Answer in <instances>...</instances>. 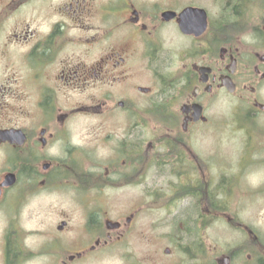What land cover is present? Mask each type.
Listing matches in <instances>:
<instances>
[{
	"label": "flooded vegetation",
	"instance_id": "af4514ba",
	"mask_svg": "<svg viewBox=\"0 0 264 264\" xmlns=\"http://www.w3.org/2000/svg\"><path fill=\"white\" fill-rule=\"evenodd\" d=\"M204 2L0 0V264H74L121 242L136 219L134 187L153 167L169 166L180 184L212 181L192 141L214 125L215 91L246 105L233 131L245 150L264 151V0ZM188 7L204 11L199 35L180 30ZM213 154L206 170L221 165L218 181L237 180L244 155L228 177ZM175 185L144 195L164 207L192 198ZM260 191L245 195L264 200ZM217 193L208 220L226 224L208 264H264V223L231 213Z\"/></svg>",
	"mask_w": 264,
	"mask_h": 264
},
{
	"label": "rangeland",
	"instance_id": "374dc122",
	"mask_svg": "<svg viewBox=\"0 0 264 264\" xmlns=\"http://www.w3.org/2000/svg\"><path fill=\"white\" fill-rule=\"evenodd\" d=\"M204 1L207 0H199L202 4L205 3ZM189 40L185 36L179 37L183 46L188 45ZM187 59L186 56H183V65L188 62ZM221 94L218 91L213 94V103L210 109V113L212 112L214 117L212 129L200 131L195 139L193 136L192 141L193 151L195 144L196 151L200 156L199 168L207 175L215 176L212 181L194 177V192L199 193L201 198L194 194V206H192L193 198L189 196L176 200L169 207L162 206L166 201L158 200L155 195H163L170 191L169 186L171 184L174 186L178 182L179 175L166 177L168 174L164 171L165 169L169 170V166L149 169L145 182L134 187L133 190L136 205V219L133 228L129 229L121 242L103 248L86 261L74 264H208L209 252L213 251V247H217V243L223 242L219 235H224V225L226 224L220 218L208 220L209 199L213 196L217 204L223 200L217 191L228 193L225 198L228 200L231 213H237L238 217L247 221L253 218V220H261L264 223V208H261L264 205V200H257L254 195H245L264 190V151L259 148L245 150L240 141L241 138H239L240 132L233 131V127L240 125L241 115L246 105L235 104ZM233 107L234 109L231 110ZM79 124L80 120H78L73 134V139L77 142L81 141L83 137L82 125ZM155 124L156 122L150 121V125L144 131L146 138L150 133L153 137L152 128ZM192 127L194 132V125ZM211 149H213L212 159L215 163H227L223 165L227 172L222 173L228 177L238 174L236 164L239 157L244 155L243 159L246 160V163L243 164L244 169L239 174L240 176L238 175L237 180L231 177L227 179L228 182L218 181L220 179L218 170L221 165L212 164L206 170L207 166L203 164L205 162L202 158L207 159L206 151ZM229 160L230 163H228ZM180 170L183 171L184 168H180ZM189 183L191 182L182 181L181 184L178 182L175 187H178L181 192V188L184 189ZM217 188L219 189L217 190ZM234 191L239 192L241 196L231 195L230 192ZM145 192L155 193V198H147L144 195ZM252 198L253 200H251ZM116 201L119 200L114 197L108 199L107 207L112 209L113 202ZM142 204L143 208L138 209L137 206ZM103 217L114 219L117 217V213L112 214L110 211L106 217L105 215ZM81 219L80 215L72 214L71 224H78ZM215 238H218V242L214 241ZM193 239L194 242H190ZM193 245L201 251V256L204 258L191 259L187 257L186 253H183L182 250L186 246ZM165 247L171 249L170 253H164Z\"/></svg>",
	"mask_w": 264,
	"mask_h": 264
},
{
	"label": "water",
	"instance_id": "95a60500",
	"mask_svg": "<svg viewBox=\"0 0 264 264\" xmlns=\"http://www.w3.org/2000/svg\"><path fill=\"white\" fill-rule=\"evenodd\" d=\"M197 11L202 12L198 23L194 22V13ZM179 27L184 34H201L206 28V17L204 11L201 9H194V7L185 8L180 14ZM223 85L230 91L234 89L230 78L228 77L223 80Z\"/></svg>",
	"mask_w": 264,
	"mask_h": 264
},
{
	"label": "trees",
	"instance_id": "16d2710c",
	"mask_svg": "<svg viewBox=\"0 0 264 264\" xmlns=\"http://www.w3.org/2000/svg\"><path fill=\"white\" fill-rule=\"evenodd\" d=\"M180 191L183 192V193H186L187 195L192 196V198H193V203H194V194H197L196 196H197L198 198L201 197L199 193H196V191L194 192V181L191 182V183H189L184 189L181 188ZM200 217H202V214H200ZM190 242H194V239H193L192 241H190ZM182 251H183V253H186V254H187V257H189V258H191V259H194V258H197V257H198V258H204V257L201 256V251L198 250V249L195 247V245H193V246H186V247L184 248V250H182ZM193 264H194V263H193Z\"/></svg>",
	"mask_w": 264,
	"mask_h": 264
}]
</instances>
